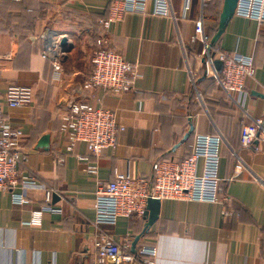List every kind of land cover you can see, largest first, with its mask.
<instances>
[{
    "label": "crops",
    "instance_id": "crops-1",
    "mask_svg": "<svg viewBox=\"0 0 264 264\" xmlns=\"http://www.w3.org/2000/svg\"><path fill=\"white\" fill-rule=\"evenodd\" d=\"M113 1L0 0V108L21 132L18 171L51 193L46 203L44 191L31 190L22 205H14L0 192V264H90L98 232L117 242L129 235L132 243L143 230V218H119L114 226L94 224L98 183L111 181L115 173L149 181L154 162H179L196 134L216 133L223 138L218 175L228 202L162 200L158 219L134 253L131 245L128 252L154 247L153 264H264V140L254 142L259 151L239 143L242 123L264 122V23L234 15L215 44L219 50L253 58L255 82L247 83L245 106L250 119L243 118L207 76L203 44L192 41L200 16L210 38L221 1L200 9L192 0L182 18L185 0H171L173 22L152 16L153 0H148L145 16L127 13L113 23L107 33L109 46L135 66L134 89L121 95L94 90L92 102L82 86L90 74L100 21ZM61 38L67 40L65 47L59 44ZM50 44L61 54L58 83L52 81L51 63L44 56ZM190 72L194 80L202 76L194 87ZM9 85L31 87L32 104L8 109L4 93ZM78 101L113 112L124 129L115 150L97 159L84 146L73 155L64 154L59 117ZM44 136L48 143L42 148ZM77 154L87 161L80 162ZM86 164H96L97 173L87 172ZM38 210L41 221L29 223ZM132 264L143 263L136 259Z\"/></svg>",
    "mask_w": 264,
    "mask_h": 264
},
{
    "label": "built area",
    "instance_id": "built-area-1",
    "mask_svg": "<svg viewBox=\"0 0 264 264\" xmlns=\"http://www.w3.org/2000/svg\"><path fill=\"white\" fill-rule=\"evenodd\" d=\"M11 1L18 3L21 0ZM147 1L114 0L109 6L107 17L100 21L98 38L90 56V74L82 86L83 90L89 93L92 102L94 90L121 95L134 89L136 68L110 48L107 33L110 26L127 13L145 16ZM196 1L200 9H203L206 4L217 0ZM191 3L192 0L184 1L182 18H186ZM151 15L173 22L176 20L171 0H153ZM234 15L264 23V0H237ZM196 39L203 44L201 56L207 76L214 80L216 87L239 110L243 118L250 119L245 106L248 98L247 83L254 81L255 77L252 56L219 50L216 45L210 47V51L207 52L209 43L201 16L196 22L192 41ZM44 56L51 63L52 81L58 83L61 80V54L56 51L53 44H50L49 48L45 49ZM215 60L221 63L219 70L214 67ZM190 82L194 87V76L191 72ZM4 101L8 109L29 107L33 102V90L29 86L9 85L4 93ZM92 102L71 103L60 114L59 135L64 154L73 155L78 146H84L87 154L97 159L106 151L116 149L118 135L124 129L116 123L113 112ZM258 137L264 140L262 119H250L248 123L241 124V148L259 151L254 146ZM20 139V130L7 122L0 108V192L7 193L14 205H22L31 190H41L44 191L45 202L49 203L50 191L37 184L33 178L18 171ZM222 145L223 138L219 133L196 134L190 154L182 161L159 160L152 164L151 180L131 179L126 174L115 173L111 181L98 183L94 193V224L114 226L119 218L142 219L149 198L158 201L225 205L229 199L223 194L218 175ZM77 158L80 162L87 161L78 154ZM85 167L87 172L97 173L96 164H86ZM236 168L240 170L241 166L238 165ZM50 211L59 212L56 208H51ZM41 214V210L32 212L29 223L40 222ZM224 215H227V212H224ZM130 245L129 235L117 242L112 235L98 232L92 240L93 253L90 264H132L136 258L128 252ZM138 254L143 257V264H153L156 250L151 246H143Z\"/></svg>",
    "mask_w": 264,
    "mask_h": 264
},
{
    "label": "water",
    "instance_id": "water-1",
    "mask_svg": "<svg viewBox=\"0 0 264 264\" xmlns=\"http://www.w3.org/2000/svg\"><path fill=\"white\" fill-rule=\"evenodd\" d=\"M236 3H237V0H222L221 10H220V14L218 17V22H217V29L212 39L210 40L209 48H207V52L210 51V47L214 46L217 43L220 36L224 32L226 26L228 25L229 21L234 16V10L236 7ZM66 43H67L66 38L60 39L59 44L61 47H65ZM214 67L216 70H219L221 67V63L215 60ZM47 143H48V137L44 136L41 138L39 142V146L42 148H45ZM159 209H160V201L156 199H151V198L147 199L146 208H145V212L143 216L144 227H143L141 234L133 238L132 243H131V248H130L131 253H134L135 247L139 239L141 238V236L143 234H146L148 230L154 225V223L158 219Z\"/></svg>",
    "mask_w": 264,
    "mask_h": 264
},
{
    "label": "trees",
    "instance_id": "trees-1",
    "mask_svg": "<svg viewBox=\"0 0 264 264\" xmlns=\"http://www.w3.org/2000/svg\"><path fill=\"white\" fill-rule=\"evenodd\" d=\"M217 1H221L222 2V0H217ZM217 1H213V2H210V3H208V4H211V3H214V2H217ZM12 2V1H11ZM22 2V0L20 1V2H18V3H15V2H13V3H15V4H19V3H21ZM218 17H219V15H218ZM217 22H218V18H217ZM216 29H217V26L215 27V29L213 30V32H212V35H210V38H208V43H210V40L212 39V37H213V35L215 34V32H216ZM200 78H202V76H199L196 80H194V84L196 85V82L200 79ZM210 80H212L213 82H214V80L212 79V78H210ZM240 131H241V127H240ZM240 134V133H239ZM239 143H240V135H239ZM190 151H191V147H190V149L184 154V156H183V158L180 160V161H182L185 157H187L189 154H190ZM179 161V162H180ZM224 185H225V182H224V180H221V186L222 187H224ZM139 220H142V219H139ZM142 232V231H141ZM141 232L139 233V234H141ZM138 234V235H139ZM145 234H143L142 236H144ZM132 255H134L135 256V258L137 259V260H140V261H142V263H143V257L142 256H140L139 254H138V252H136L135 254H132Z\"/></svg>",
    "mask_w": 264,
    "mask_h": 264
}]
</instances>
